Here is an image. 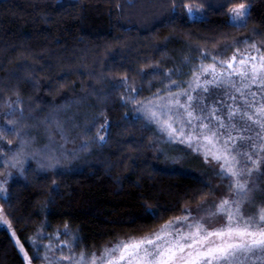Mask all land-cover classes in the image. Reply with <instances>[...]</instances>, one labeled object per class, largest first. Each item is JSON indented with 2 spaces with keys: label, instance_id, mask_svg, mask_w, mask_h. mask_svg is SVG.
Masks as SVG:
<instances>
[{
  "label": "trees",
  "instance_id": "obj_1",
  "mask_svg": "<svg viewBox=\"0 0 264 264\" xmlns=\"http://www.w3.org/2000/svg\"><path fill=\"white\" fill-rule=\"evenodd\" d=\"M245 4L243 24L230 23L229 10ZM246 37L264 46V0H0V111L54 148L48 130L80 136L73 150L58 149L60 169L29 166L11 184L6 208L19 242L27 248L44 208L50 227L76 229L85 249H98L203 201L208 181L156 167V135L129 104L164 93L203 55L223 58ZM261 175L264 185V167ZM0 264H25L1 229Z\"/></svg>",
  "mask_w": 264,
  "mask_h": 264
},
{
  "label": "rangeland",
  "instance_id": "obj_2",
  "mask_svg": "<svg viewBox=\"0 0 264 264\" xmlns=\"http://www.w3.org/2000/svg\"><path fill=\"white\" fill-rule=\"evenodd\" d=\"M248 8L234 6L227 19L243 24ZM186 9L190 18L198 17L195 9ZM238 46L223 58L203 55L201 64L169 83L164 93L129 104V112L156 135L151 141L156 167L201 177L212 188L203 201L142 237L85 249L76 229L50 227L44 208L25 248L6 208L11 184L29 166L60 169L65 157L58 149L74 148L80 136L73 137L78 138L74 144L66 134L51 136L48 130L54 148L31 138L20 124L25 119L11 116L7 108L0 111L5 112L0 123V229L10 234L25 264H264V46L252 37ZM6 128L16 141L8 139Z\"/></svg>",
  "mask_w": 264,
  "mask_h": 264
}]
</instances>
